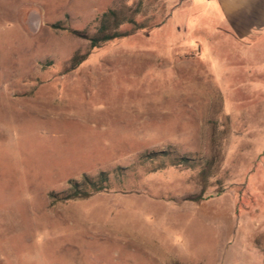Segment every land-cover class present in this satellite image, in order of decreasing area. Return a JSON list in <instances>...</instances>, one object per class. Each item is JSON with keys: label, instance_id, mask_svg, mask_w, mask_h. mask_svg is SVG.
Masks as SVG:
<instances>
[{"label": "rangeland", "instance_id": "obj_1", "mask_svg": "<svg viewBox=\"0 0 264 264\" xmlns=\"http://www.w3.org/2000/svg\"><path fill=\"white\" fill-rule=\"evenodd\" d=\"M121 7L146 31L92 51L73 33ZM214 19L0 0V264H264V39ZM101 172L109 190L62 200Z\"/></svg>", "mask_w": 264, "mask_h": 264}, {"label": "trees", "instance_id": "obj_2", "mask_svg": "<svg viewBox=\"0 0 264 264\" xmlns=\"http://www.w3.org/2000/svg\"><path fill=\"white\" fill-rule=\"evenodd\" d=\"M136 12H131L127 7L118 9H111L105 12L99 19V26L97 32L93 36L85 33L73 31L75 35L86 39L90 42V50H95L103 45L113 41H118L131 36L139 31H146L145 24H137L135 20ZM131 26L129 31H124V26ZM88 55H77L71 61L72 69L77 68ZM158 155H148L149 158H154ZM110 174L108 172H101L96 177L84 176L81 182H72L71 189L67 195L62 199L64 201L88 199L94 194L104 192L110 189Z\"/></svg>", "mask_w": 264, "mask_h": 264}, {"label": "crops", "instance_id": "obj_3", "mask_svg": "<svg viewBox=\"0 0 264 264\" xmlns=\"http://www.w3.org/2000/svg\"><path fill=\"white\" fill-rule=\"evenodd\" d=\"M214 12V22L231 37L253 43L264 39V0H207Z\"/></svg>", "mask_w": 264, "mask_h": 264}]
</instances>
